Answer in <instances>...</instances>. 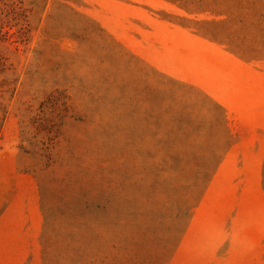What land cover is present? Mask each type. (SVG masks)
I'll list each match as a JSON object with an SVG mask.
<instances>
[{
    "label": "rangeland",
    "instance_id": "obj_1",
    "mask_svg": "<svg viewBox=\"0 0 264 264\" xmlns=\"http://www.w3.org/2000/svg\"><path fill=\"white\" fill-rule=\"evenodd\" d=\"M0 264H264V0H0Z\"/></svg>",
    "mask_w": 264,
    "mask_h": 264
}]
</instances>
